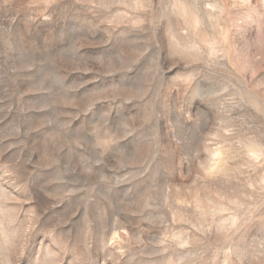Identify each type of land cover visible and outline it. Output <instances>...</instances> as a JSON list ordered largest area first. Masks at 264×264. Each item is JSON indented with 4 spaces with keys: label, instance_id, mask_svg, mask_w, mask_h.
<instances>
[{
    "label": "rangeland",
    "instance_id": "374dc122",
    "mask_svg": "<svg viewBox=\"0 0 264 264\" xmlns=\"http://www.w3.org/2000/svg\"><path fill=\"white\" fill-rule=\"evenodd\" d=\"M0 264H264V0H0Z\"/></svg>",
    "mask_w": 264,
    "mask_h": 264
}]
</instances>
